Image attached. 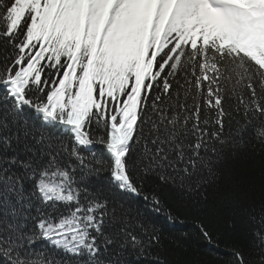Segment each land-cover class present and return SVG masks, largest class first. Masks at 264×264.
Returning <instances> with one entry per match:
<instances>
[{"label":"snow or ice","instance_id":"obj_1","mask_svg":"<svg viewBox=\"0 0 264 264\" xmlns=\"http://www.w3.org/2000/svg\"><path fill=\"white\" fill-rule=\"evenodd\" d=\"M173 206L264 264V0H0V264H168Z\"/></svg>","mask_w":264,"mask_h":264},{"label":"trees","instance_id":"obj_2","mask_svg":"<svg viewBox=\"0 0 264 264\" xmlns=\"http://www.w3.org/2000/svg\"><path fill=\"white\" fill-rule=\"evenodd\" d=\"M256 160L259 162L260 157H257ZM252 167L253 165L250 163L245 171L250 172ZM259 195L260 184L259 177H257L254 198L259 197ZM256 202L259 203L258 199ZM209 211L210 219L205 220V223L210 225L216 223L214 217H212L213 213H219L224 221L229 220L231 217V209L228 207H210ZM173 214L178 221L182 220L185 223L169 225L162 217L150 213L164 226L165 230L162 233L164 250L160 252V256L166 258L168 264H224V261L228 259L225 254L226 250L233 246L241 247L245 243L244 238L238 232L219 226L212 229L213 244L209 245L202 237L193 235L195 231L193 221L196 219L194 215L190 214L188 210H179L175 206H173ZM183 233H187V237Z\"/></svg>","mask_w":264,"mask_h":264}]
</instances>
